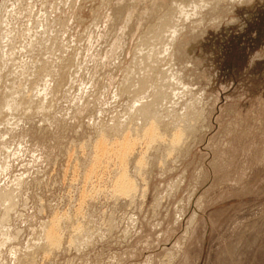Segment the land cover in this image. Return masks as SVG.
Segmentation results:
<instances>
[{
    "label": "rangeland",
    "instance_id": "obj_1",
    "mask_svg": "<svg viewBox=\"0 0 264 264\" xmlns=\"http://www.w3.org/2000/svg\"><path fill=\"white\" fill-rule=\"evenodd\" d=\"M25 1L0 0V25L11 20L14 34L5 40L16 53L12 70L0 55V100L12 89L32 104L19 123L0 117V196L11 188L15 196H6L9 204L0 197V237L13 236L0 264H264V0ZM8 2L17 12L22 3L29 9L2 24ZM175 27L173 72L187 89L161 70L163 58L145 77L146 54L162 49ZM49 29L56 48L52 40L54 48L47 46ZM73 72L77 79L69 80ZM158 93L153 114L141 110ZM151 126L161 138L149 140ZM126 137L135 144L123 159ZM102 138L108 150L101 155ZM124 170L135 184L129 194L118 189ZM53 220L57 245L41 231Z\"/></svg>",
    "mask_w": 264,
    "mask_h": 264
},
{
    "label": "bare ground",
    "instance_id": "obj_2",
    "mask_svg": "<svg viewBox=\"0 0 264 264\" xmlns=\"http://www.w3.org/2000/svg\"><path fill=\"white\" fill-rule=\"evenodd\" d=\"M10 1V0H9ZM13 1V0H12ZM18 1H25V0H18ZM28 1V0H27ZM60 2H61V0H59ZM74 1V0H73ZM202 1H204V0H201V1H199V3L198 4H201V6L203 5L202 3H207L208 5H209V3L208 2H202ZM207 1V0H206ZM211 1V0H210ZM4 2V1H3ZM6 2V1H5ZM26 2V1H25ZM31 2V1H30ZM59 2V3H60ZM67 2V1H66ZM202 2V3H201ZM9 3V2H8ZM17 3H20V2H17ZM44 3V2H43ZM62 3H63V1H62ZM16 4V3H15ZM21 4V3H20ZM19 4V5H20ZM23 4V3H22ZM21 4V5H22ZM28 4H29V1H28ZM197 4V3H196ZM207 4H205L206 6H207ZM218 4V3H217ZM21 5H20V10L17 12L16 10H14L13 8L14 7H12V6H14V4L12 5V3H9V4H5V6L3 5L2 6V8H4V14H6V16L4 15V16H2V14H1V16L3 17L2 18V24L3 23H6L5 21L7 20V18L6 17H8V18H10V19H12V17H14V15H20V14H22V12H28V9H29V5H27V6H23L22 5V7H21ZM64 5V4H63ZM72 5V4H71ZM18 6V5H17ZM206 6H203V7H206ZM1 7V6H0ZM31 7V6H30ZM185 7H187V6H185ZM185 7H183V8H185ZM197 5H196V9H197ZM200 7V6H199ZM10 8H12L13 10H11ZM16 8V7H15ZM18 8V7H17ZM32 8V7H31ZM43 8V12H44V7H42ZM195 8V7H194ZM219 8V7H218ZM1 10V9H0ZM49 10V9H48ZM185 10V9H184ZM30 11V10H29ZM182 11V10H181ZM195 11V10H194ZM0 12H2V11H0ZM40 12V11H39ZM38 12V13H39ZM42 12V11H41ZM48 12V11H47ZM46 12V13H47ZM196 12V11H195ZM46 13H44L45 15H46ZM51 13V12H50ZM184 13V12H183ZM194 13V12H193ZM197 13V12H196ZM195 13V14H196ZM42 15H43V13H41ZM40 14V15H41ZM202 14V13H201ZM48 16V15H47ZM194 16V15H193ZM198 16V15H197ZM17 17V16H16ZM38 17H40L39 16V14H38ZM46 16H44V19H48V17H46ZM192 17V16H191ZM31 18V17H30ZM37 18V17H36ZM172 18V17H171ZM179 18H181V17H179ZM9 19V20H10ZM26 19V18H25ZM38 20L40 19V18H37ZM46 19V20H47ZM50 19V18H49ZM178 19V18H177ZM186 19V18H185ZM27 21H29V20H27ZM44 21V20H43ZM177 21H180V20H177ZM183 21V20H182ZM15 22V21H14ZM36 22H37V20H36ZM39 23L40 22H42V21H38ZM37 22V23H38ZM46 22V21H45ZM0 23H1V21H0ZM10 23H11V20L9 21V22H7V24H5V27H3V28H1V26L2 25H0V28H1V30H2V32L3 33H1V39H0V55L2 56L1 58L3 59V56H5L6 58H4L5 59V64H6V67L4 66V64H3V66H4V68H8V69H11V62L13 61L14 62V60H13V58L11 57V56H13L14 57V53H12L13 52V49L11 48V43H10V41H9V39L7 40H5V38H12V36H10V32H12L13 31V29H12V31H11V29H9V27H11V25H13V24H11L10 25ZM28 23V22H27ZM36 23V24H37ZM47 23H48V20H47ZM50 23V22H49ZM60 23H61V21H60ZM58 24V23H57ZM176 24V23H175ZM178 24H179V22H178ZM49 25V24H48ZM47 25V26H48ZM59 25V24H58ZM30 26V25H29ZM45 26V25H44ZM167 26H168V24H167ZM170 26V25H169ZM20 27V26H19ZM24 27V26H23ZM32 27V26H31ZM49 27H51V25H49ZM58 27V26H57ZM177 27V26H176ZM175 27V30H173V34H172V36L170 35V37H171V40L167 43V44H165V45H163V47H162V49H158V47H157V45H154L153 47H151V46H149V47H151L152 49L153 48H157L155 51H157V52H154V53H149L148 51V53L150 54V55H148V54H146V56L147 57H149L148 59H147V61H148V64L145 62V60L143 61L144 63H146V66H148L149 68V70L148 69H146L145 68V77H148V78H150V76L151 75H153V73H154V69L155 68H153V64H154V62H156L157 60L156 59H159V58H163L164 59V64L162 63V65H163V67L164 68H161V70L162 69H164L165 70V68H167V69H169V71H171V73H169L170 75H168V78H167V80L165 79V82L167 81H169V76H170V79L172 80V82L174 83L175 82V84H179V85H181V86H183V87H180V88H185V89H187V87H188V85L186 86L185 84H183V82H182V79H181V77H179V75H178V73L176 72L175 73V70H174V72H173V68H174V65H175V59H176V56H175V53H176V51H175V45H176V41H177V38H178V36H179V34H180V30H178L177 28ZM180 27H182V26H180ZM30 28V27H29ZM28 27L26 28V31L28 32V31H31L32 30V28H31V30L29 29ZM61 28V27H60ZM179 28V27H178ZM183 28V27H182ZM16 28H14V30H15ZM23 29V28H22ZM42 29H43V27H42ZM45 29H48V27L47 28H45ZM45 29H44V31H45ZM173 29V28H172ZM24 30V29H23ZM35 30H37V29H35ZM50 30V29H49ZM158 30V29H157ZM156 30V31H157ZM17 31H19V30H17ZM17 31L15 30V32L17 33ZM26 31H24V32H26ZM34 31V30H33ZM32 31V33H34V34H32L31 35V37H32V39L35 37V39H37L36 38V36L38 35V31H34L33 32ZM43 31V30H42ZM47 31V30H46ZM56 31V30H55ZM169 31V30H168ZM167 31V33H169ZM171 31V30H170ZM63 32V31H62ZM89 32V31H88ZM153 32H155V31H153ZM152 32V33H153ZM159 32V31H158ZM4 33H5V36H3L4 35ZM10 33V34H9ZM13 33V32H12ZM47 33V32H46ZM55 32H53V31H49V34H48V36H49V38L50 37H52V35L54 34ZM157 33V32H156ZM7 34H9V35H7ZM14 34V33H13ZM21 35H20V37L21 36H23V33H20ZM26 34V33H25ZM42 34V33H41ZM43 34H45V32L43 33ZM155 34V33H154ZM17 35V34H16ZM40 35V34H39ZM167 35V34H166ZM165 35V36H166ZM8 36V37H7ZM10 36V37H9ZM18 36V35H17ZM27 36V35H26ZM34 36V37H33ZM46 36V35H45ZM47 36V37H48ZM29 37V36H28ZM38 37V36H37ZM57 37V36H56ZM59 37V36H58ZM162 37V36H161ZM10 38V39H11ZM15 38V37H14ZM42 38H44V37H42ZM53 38V37H52ZM61 38V37H60ZM31 39V40H32ZM47 40H48V38H46ZM45 39V41L44 42H46L47 40ZM85 39V38H84ZM150 40L151 39H153L152 37L151 38H149ZM155 39V38H154ZM159 39H160V36H159ZM159 39L157 40V42L159 41ZM166 39V38H165ZM31 40H29V42L31 41ZM39 40V39H38ZM50 40H52L51 38L48 40V42L50 41ZM61 40V39H60ZM14 41H15V39H14ZM13 41V42H14ZM19 41H21V40H19ZM41 41H42V39H41ZM40 41V42H41ZM53 41V40H52ZM57 41V40H56ZM63 41V40H62ZM85 41V40H84ZM152 41V40H151ZM164 41V40H163ZM17 42V41H16ZM33 42H34V40H33ZM54 42V47H55V41H53ZM82 42H83V40H82ZM152 42H156V40L155 41H152ZM157 42L156 43H154V44H157ZM20 43V42H19ZM37 43V42H36ZM47 43V42H46ZM62 43V42H61ZM140 43H142V41L140 42ZM144 43V42H143ZM143 43L142 44H140L141 46H143ZM150 43V42H149ZM161 44L163 43L162 42V40H161V42H160ZM13 44V43H12ZM23 44V43H22ZM21 43L19 44V45H21V48H22V45ZM25 44V43H24ZM32 44H34V43H32ZM50 44V42L48 43V45L47 46H50L49 45ZM148 44V43H147ZM151 44V43H150ZM15 45V44H14ZM44 45H45V43H44ZM158 45H160V44H158ZM18 46V45H17ZM31 46V45H30ZM33 46H35V45H33ZM40 46H42V44H40ZM61 46V45H60ZM140 46V47H141ZM27 47V46H26ZM45 48H46V46H44ZM50 47H52V48H54L53 46H50ZM56 47H57V45H56ZM55 47V48H56ZM76 47V46H75ZM14 48V47H13ZM30 48V47H29ZM71 48V47H70ZM79 48V47H78ZM78 48H76L77 50H78ZM80 48H81V46H80ZM142 48V47H141ZM151 48H149L148 49V47H147V49L151 52ZM20 48H18V49H15V50H19ZM35 49H36V46H35ZM47 50L48 49H50V48H46ZM75 49V48H74ZM138 49V48H137ZM177 49V48H176ZM14 50V51H15ZM23 50H25L24 48H23ZM30 50V49H29ZM42 50V49H41ZM50 50H52V49H50ZM57 50V49H56ZM140 50V48L138 49V51ZM21 51V50H20ZM33 51V50H32ZM53 51H54V49H53ZM58 51V50H57ZM60 51V50H59ZM71 51L73 52L74 50L73 49H71ZM70 51V52H71ZM79 51L80 50H78V54H79ZM142 51H143V49H142ZM21 52H23V51H21ZM20 52V53H21ZM26 52H28V51H26ZM41 52V51H40ZM44 52V51H43ZM66 52V51H65ZM76 51H74L73 53H75ZM84 52V51H83ZM145 52V51H144ZM153 52V51H152ZM30 53V52H29ZM33 53V52H32ZM31 53V54H32ZM50 53V52H49ZM48 53V54H49ZM82 53V52H81ZM138 53V52H137ZM16 54V53H15ZM39 54V53H38ZM50 54H54V52L53 53H50ZM63 54V53H62ZM76 54V53H75ZM139 54H140V52H139ZM142 54H144L143 52H141V56H142ZM18 55H19V51H18ZM17 55V56H18ZM26 55V54H25ZM44 55V54H43ZM45 55H47V54H45ZM81 55V54H80ZM79 55V56H80ZM138 55V54H137ZM157 55V56H156ZM40 56V55H39ZM56 56V55H55ZM76 57H79L78 55H75ZM75 56H73L74 58H75ZM134 56H136V55H134ZM16 57V56H15ZM33 57V56H32ZM44 57V56H43ZM48 57H50V56H48ZM57 57V56H56ZM59 57V56H58ZM57 57V58H58ZM62 57V56H61ZM143 57L144 56H142L141 58L143 59ZM29 58V57H28ZM40 58H41V56H40ZM45 58H46V56H45ZM80 59H81V57H79ZM79 58H77V59H79ZM135 58V57H134ZM21 59V58H20ZM76 59V60H77ZM23 60H24V58H23ZM30 60V59H29ZM39 60V59H38ZM49 60V59H48ZM76 60H73V61H76ZM18 61V60H17ZM27 61H28V59H27ZM26 61V62H27ZM33 62H34V60H32ZM58 61V60H57ZM56 61V62H57ZM70 61H72V60H70ZM77 61H79V60H77ZM141 61V60H140ZM36 62V61H35ZM34 62V63H35ZM48 62V61H47ZM142 62V61H141ZM162 62V61H161ZM23 63V62H22ZM32 63V62H31ZM33 63V64H34ZM49 63V62H48ZM69 63H71V62H69ZM78 63V62H77ZM81 63V62H80ZM79 63V64H80ZM134 63V62H133ZM132 63V64H133ZM140 63V62H139ZM153 63V64H152ZM26 64V63H25ZM62 64V63H61ZM156 64V63H155ZM20 65H22V64H20ZM24 65V64H23ZM47 65V64H46ZM69 66H70V64H68ZM67 65V66H68ZM135 65V64H134ZM145 65V64H144ZM16 66V65H15ZM18 66V65H17ZM68 66V67H69ZM73 66H75V65H73ZM73 66H71V68H74ZM79 66V65H78ZM139 66H141V64H139ZM155 66H157V65H155ZM2 67V66H1ZM37 67V66H36ZM58 67H59V65H58ZM63 67V66H62ZM65 67H66V64H65ZM64 67V68H65ZM131 67V66H130ZM162 67V66H161ZM14 68V67H13ZM20 69H21V67H19ZM27 68V67H26ZM38 68V67H37ZM71 68L69 69V70H71ZM76 68V67H75ZM79 68V67H78ZM82 68V67H81ZM132 68H133V66H132ZM160 68V67H159ZM158 68V69H159ZM24 69V68H23ZM46 69V68H45ZM83 69V68H82ZM177 69V68H176ZM12 70V69H11ZM15 70V69H14ZM17 70V69H16ZM54 70H55V68H54ZM64 70V69H63ZM65 70H66V68H65ZM64 70V71H65ZM69 70H67V74H68V71ZM75 70H77V69H75ZM130 70H131V72L130 73H133L134 74V71H135V68L134 69H131L130 68ZM132 70H133V72H132ZM146 70H148V71H146ZM63 71V72H64ZM72 71H74L73 69H72ZM71 71V72H72ZM150 71V72H149ZM8 72V71H7ZM42 72V71H41ZM57 72V71H56ZM75 72V71H74ZM70 73V76L68 77V79L69 78H71V79H73V76L71 77V75L73 74H75V73ZM128 72H129V70H128ZM137 72V71H136ZM152 72V73H151ZM156 72V71H155ZM159 72L160 71H158L157 72V74H159ZM165 72H166V70H165ZM167 72H168V70H167ZM173 72V73H172ZM4 73V72H3ZM20 73V72H19ZM22 73V72H21ZM38 73V72H37ZM48 73V72H47ZM50 73H52V72H50ZM55 73V72H54ZM77 73V72H76ZM129 73V76L131 75ZM161 73V72H160ZM164 73V72H163ZM18 74V73H17ZM24 74V73H23ZM66 74V75H67ZM139 74V73H138ZM137 74V75H138ZM4 75V74H3ZM22 75V74H21ZM48 74H46V76H47ZM137 75H135V76H137ZM8 76H9V74H8ZM17 76V75H16ZM20 76V75H19ZM45 76V75H44ZM77 76H78V74H77ZM80 76V75H79ZM127 76H128V74H127ZM131 76H133V75H131ZM134 76V77H135ZM139 76V75H138ZM137 76V78H139ZM143 76H144V73H143ZM7 77V76H6ZM13 77V76H12ZM18 77V76H17ZM48 77V76H47ZM46 77V78H47ZM50 77V76H49ZM153 77V76H152ZM158 77H159V75H158ZM15 78V77H14ZM21 78V77H20ZM19 78V79H20ZM66 78V77H65ZM74 78L75 79H77L76 78V74L74 75ZM128 78V77H127ZM137 78H135V79H137ZM9 79H10V77H9ZM44 78H42V80H43ZM67 79V80H68ZM75 79H73V80H75ZM125 79H126V77H125ZM140 79V78H139ZM18 80V79H17ZM46 80V79H45ZM66 80V79H65ZM70 80V79H69ZM158 80H161L160 79V77L158 78ZM7 81H9V80H7ZM27 81H28V79H27ZM123 81H125V80H123ZM130 81V80H129ZM136 81V80H135ZM138 81V80H137ZM145 81V80H144ZM154 81V80H153ZM70 82V81H69ZM72 82V81H71ZM75 82V81H74ZM131 82V81H130ZM139 82H141V81H139ZM171 82V83H172ZM44 83H45V81H44ZM66 83V82H65ZM73 83V82H72ZM124 83V82H123ZM151 83V82H150ZM153 83V82H152ZM157 83H158V81H157ZM50 84H52V83H50ZM71 84V83H70ZM69 84V85H70ZM74 85H75V83H73ZM127 84V83H126ZM154 84L157 86V84L154 82ZM165 84V83H164ZM169 84V83H168ZM58 85V84H57ZM68 85V86H69ZM152 85V84H151ZM170 86L169 87H172V85L171 84H169ZM25 86H26V84H25ZM39 86V84L37 85V87ZM43 86H46V85H43ZM153 86V89L151 88ZM152 86H150V90L149 91H152L153 92V94H155L154 92L156 91V90H154V89H156V88H154L155 86L154 85H152ZM174 86V85H173ZM177 86V85H176ZM14 87V86H13ZM48 87H49V85H48ZM71 87H74L73 85L71 86ZM159 87V86H158ZM25 88H27V87H25ZM34 88H36V87H34ZM42 87L40 86V89H41ZM53 88V87H52ZM55 88H56V86H55ZM54 88V89H55ZM58 88V87H57ZM57 88L55 89L56 91H57V93H58V91H59V89L61 88H59L58 90H57ZM70 88V87H69ZM133 88V87H132ZM131 88V89H132ZM162 88V87H161ZM160 88V89H161ZM165 88H167L166 86H164L162 89H164L165 90ZM173 88V87H172ZM172 88H168L169 90L171 89V91H175V90H172ZM9 89V88H8ZM21 89V88H20ZM22 89H23V87H22ZM28 89V88H27ZM49 89V88H48ZM152 89V90H151ZM159 89V88H158ZM35 90V89H34ZM43 90V89H42ZM61 90V89H60ZM69 90H71L72 91V88L71 89H69ZM163 90V91H164ZM52 91V90H51ZM166 91V90H165ZM177 91V90H176ZM16 92H19V91H16ZM24 92H26V91H24ZM39 92V91H38ZM55 92V91H54ZM70 92V91H69ZM156 92H158V91H156ZM21 93V92H20ZM22 93H23V91H22ZM39 93H41V92H39ZM50 93H52V92H50ZM56 93V92H55ZM146 93V92H145ZM166 93H168V92H166ZM170 93V92H169ZM177 93V92H176ZM185 93V92H184ZM189 93V92H188ZM17 94V93H16ZM147 94H148V90H147ZM170 94H174V93H170ZM50 95V94H49ZM53 95V94H52ZM59 95H61V93L59 94ZM161 94L160 93H158L157 94V97H153L154 99H153V101H147V102H145L144 104H141L143 107L141 108V110H143L144 112H151L152 111V114H153V110H152V108H153V106L156 104V102L159 100L158 99V97L160 96ZM163 95V94H162ZM167 95V94H166ZM169 95V94H168ZM48 96V95H47ZM63 96V95H62ZM119 96H120V94H119ZM149 96H150V94H149ZM151 96H153L152 94H151ZM174 96H175V94H174ZM173 95L171 96V98L172 97H174ZM180 95H178L177 97H179ZM34 97V96H33ZM53 97V96H52ZM143 97H145V96H143ZM162 97V96H161ZM166 97V96H165ZM168 97H170V96H168ZM167 97V98H168ZM176 96H175V98H177ZM20 98V99H19ZM19 98L15 95V93H14V91L12 90V89H9V91L8 92H6V96L4 97V99H2L3 101H1V103H0V117H2V118H12V119H15L16 120V117L17 116H20L21 115V113H23V114H25L24 112H25V110H24V112L22 111L23 109H25V108H27L28 110L29 109H31V108H29V107H32L31 105L32 104H28L27 102H25V99L23 98V97H21L20 95H19ZM36 98V100H37V97H35ZM41 98V97H40ZM120 98V97H119ZM141 98V100H142V97H140ZM148 98H150V97H148ZM151 99V98H150ZM35 100V101H36ZM45 100V99H44ZM52 100H53V98H52ZM140 100V99H139ZM139 100H137L138 102H139V104L141 103ZM143 100H148L147 98L145 99H143ZM172 100H174V99H172ZM34 101V100H33ZM40 101H42V100H39V102ZM46 101V100H45ZM162 101V100H161ZM167 101V100H166ZM179 101V100H178ZM29 102V101H28ZM48 102V101H47ZM53 102V101H52ZM164 102V101H163ZM184 102V101H183ZM30 103V102H29ZM35 103H37V105H40V104H38V102H34V104ZM167 103H171V101L170 102H167ZM173 103H175V101H173ZM178 103V102H177ZM195 103V102H194ZM193 103V104H194ZM33 104V105H34ZM48 109H52V107H53V103H51V101H49L48 103ZM138 104V103H137ZM161 104H162V102H161ZM172 104V103H171ZM188 104V103H187ZM56 105V104H55ZM136 105V104H135ZM157 105V104H156ZM175 105V104H174ZM174 105H172V106H174ZM134 106V105H133ZM171 106V107H172ZM35 107V106H34ZM135 107V106H134ZM138 107V106H137ZM159 107V106H158ZM164 107V106H163ZM40 108H41V106H40ZM40 108H38V110L40 109ZM177 108V107H176ZM192 108V107H191ZM26 109V110H27ZM33 109H37L36 107L35 108H33ZM32 109V110H33ZM42 109V108H41ZM47 109V108H46ZM48 109H47V111H48ZM160 109V108H159ZM27 110V111H28ZM45 110V109H44ZM54 110V109H53ZM52 110V111H53ZM133 110V109H132ZM46 111V110H45ZM140 111V110H139ZM28 112H30V111H28ZM37 112V111H36ZM157 112H158V110H157ZM27 113V112H26ZM34 113V112H33ZM39 113V112H38ZM150 114V113H149ZM162 114V113H161ZM186 114V113H185ZM25 115H27V114H25ZM33 115V114H32ZM151 115V114H150ZM149 115V116H150ZM170 115H172V114H170ZM184 115V114H183ZM24 116V115H23ZM23 116H22V118H23ZM28 116V115H27ZM42 116H45V115H42ZM157 116V115H156ZM158 116H159V114H158ZM168 116V115H167ZM181 116V115H180ZM179 116V117H180ZM185 116V115H184ZM13 117H15V118H13ZM160 117V116H159ZM165 117V116H164ZM1 118V119H2ZM18 118V117H17ZM25 118V117H24ZM44 118V117H43ZM149 118V117H148ZM187 118V117H186ZM5 119V120H6ZM45 119V118H44ZM147 119V118H146ZM156 119V118H155ZM166 119V118H165ZM176 119V118H175ZM174 119V120H175ZM10 120V119H9ZM23 120V119H22ZM151 120V119H150ZM170 120V119H169ZM178 120V119H177ZM12 121V120H11ZM14 121V120H13ZM17 122H18V119L16 120ZM21 120H19V122H20ZM24 121H25V119H24ZM183 121H185V120H183ZM6 123L8 122L7 120L5 121ZM18 122V123H19ZM141 122V121H140ZM152 122H154V120H152ZM151 122V123H152ZM174 122V121H173ZM176 122H178V121H176ZM180 122V121H179ZM2 123V122H1ZM11 124H13V122H10ZM14 123H15V121H14ZM8 124H9V122H8ZM7 124V125H8ZM1 125V124H0ZM14 125V124H13ZM153 125V124H152ZM156 125V124H155ZM6 126V125H5ZM18 126V125H17ZM180 127V126H179ZM16 128V127H15ZM181 128V127H180ZM17 129V128H16ZM23 129V128H22ZM157 128L155 127V126H151L150 128H148V129H145V131H147L146 132V134H147V137L149 138V140H151V141H154V140H156V139H158V138H161L160 137V135H159V133L157 132ZM12 131V130H11ZM9 132V131H8ZM161 134V133H160ZM183 134H182V132L179 130L177 133H175L174 134V138L172 139L175 143L176 142H179V141H181V138L183 137L182 136ZM9 137V136H8ZM12 137V136H11ZM128 137V136H127ZM127 137L125 138V140L123 141V142H121V146H122V149L120 150V152H119V155H120V157L121 158H125V155H124V153L125 152H127V151H129V150H131L133 147H134V144L135 143H133V142H131V139H127ZM146 137V138H147ZM6 138V137H5ZM147 138V139H148ZM105 140L106 139H104V138H102V139H100V141H98V149H99V153L102 155V154H104L107 150H108V145H107V143L105 142ZM107 141V140H106ZM5 146V145H4ZM5 148V147H4ZM127 150V151H126ZM7 151V150H6ZM7 153V152H6ZM2 155H4V154H2ZM14 155V154H13ZM8 156V155H7ZM3 158V157H2ZM7 158V157H6ZM120 158V159H121ZM8 159V158H7ZM6 159V160H7ZM3 162H6V161H3ZM7 163V162H6ZM2 168V167H1ZM127 173L125 172V170L122 172V174L120 175V177H119V179H118V182H117V184H118V189H119V192H122L123 194H129V193H131V192H133V190L135 189V184H134V182L133 181H131V179H129V177H128V175H126ZM3 177V176H2ZM18 181V180H17ZM21 182V181H20ZM16 184V183H15ZM21 186V185H20ZM20 186H17V187H20ZM14 189H16V188H14ZM19 189V188H18ZM137 190V189H136ZM4 191L6 192L7 190H5L4 189ZM8 191L10 192H14V190H12V188H11V190L10 189H8ZM7 191V192H8ZM16 191V190H15ZM135 191V190H134ZM6 192V193H7ZM10 192V194L9 193H7L3 198L1 197L2 196V194H1V198H2V200L1 201H3L4 200V202H5V197L9 194L10 195V197L12 196L11 194H13V196H14V193H11ZM17 192V191H16ZM17 194V193H16ZM8 198V197H6V199L8 198V204H9V202H10V200H11V198ZM15 197V196H14ZM13 197V198H14ZM0 198V199H1ZM12 198V199H13ZM15 200V202H13V207L12 208H10V207H7V200H6V204L7 205H5V207H7L6 208V214H4L5 216H7V217H9V211H10V209H13L14 208V206H16V199H14ZM13 200V201H14ZM3 202V203H4ZM0 205L2 206V204H1V202H0ZM11 205V204H10ZM19 207V206H18ZM2 208H4V206L2 207ZM5 209V208H4ZM1 211V210H0ZM15 211V210H14ZM5 213V212H4ZM11 213V212H10ZM19 213V212H18ZM17 214V213H16ZM4 215H2V216H4ZM11 216V215H10ZM6 217V218H7ZM5 218V217H4ZM5 218V219H6ZM2 219H3V217H2ZM8 219V218H7ZM6 219V220H7ZM4 220V219H3ZM3 220H2V222H3ZM5 220V221H6ZM8 221V220H7ZM10 222V221H9ZM59 224H60V222L58 221V220H53L52 222H51V224H49L48 226L46 225H44L43 226V229L41 230V231H43L44 233V235L46 234V238L49 240V243H51L52 245H57V244H60V240H61V232H60V227H59ZM2 225V224H1ZM4 227H6V226H4ZM2 229V228H1ZM4 229V228H3ZM5 230H7V229H5ZM38 230V229H37ZM1 231V230H0ZM2 232V231H1ZM0 232V233H1ZM38 232V231H37ZM41 235H42V233H40ZM2 236H3V238L2 237H0L1 239H0V255H1V252H2V249H3V247L4 246H6V244H7V242H9L8 240H9V238H11V237H13V236H11L10 235V233H9V230H7V231H5V232H3L2 234H1ZM37 235V234H36ZM35 236V235H34ZM38 236V235H37ZM15 238V237H14ZM37 238V237H36ZM12 239V238H11ZM56 247V246H55ZM20 249V248H19ZM22 252V251H21ZM23 253V252H22ZM18 254V253H17ZM4 255H5V252H4ZM19 255V254H18ZM17 258H18V256H17ZM20 258V257H19Z\"/></svg>",
    "mask_w": 264,
    "mask_h": 264
}]
</instances>
